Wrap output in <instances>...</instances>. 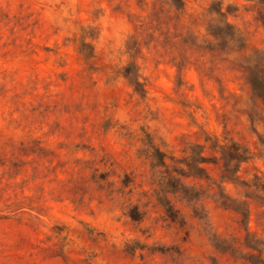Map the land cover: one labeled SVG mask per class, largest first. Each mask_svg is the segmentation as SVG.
I'll return each mask as SVG.
<instances>
[{
  "label": "clouds",
  "instance_id": "obj_1",
  "mask_svg": "<svg viewBox=\"0 0 264 264\" xmlns=\"http://www.w3.org/2000/svg\"><path fill=\"white\" fill-rule=\"evenodd\" d=\"M0 264H264V0H0Z\"/></svg>",
  "mask_w": 264,
  "mask_h": 264
}]
</instances>
